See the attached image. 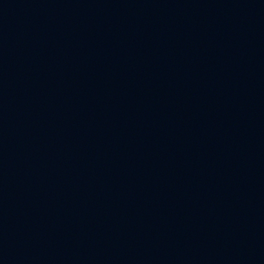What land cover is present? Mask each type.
Returning a JSON list of instances; mask_svg holds the SVG:
<instances>
[{"label": "water", "instance_id": "1", "mask_svg": "<svg viewBox=\"0 0 264 264\" xmlns=\"http://www.w3.org/2000/svg\"><path fill=\"white\" fill-rule=\"evenodd\" d=\"M0 264H264V0H0Z\"/></svg>", "mask_w": 264, "mask_h": 264}]
</instances>
